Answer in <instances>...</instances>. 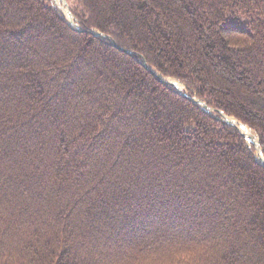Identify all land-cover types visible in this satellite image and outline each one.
<instances>
[{"label": "trees", "instance_id": "1", "mask_svg": "<svg viewBox=\"0 0 264 264\" xmlns=\"http://www.w3.org/2000/svg\"><path fill=\"white\" fill-rule=\"evenodd\" d=\"M74 2L0 0V264H264V0Z\"/></svg>", "mask_w": 264, "mask_h": 264}, {"label": "water", "instance_id": "2", "mask_svg": "<svg viewBox=\"0 0 264 264\" xmlns=\"http://www.w3.org/2000/svg\"><path fill=\"white\" fill-rule=\"evenodd\" d=\"M54 6L57 9H59L61 12L63 11L65 13L69 25L74 30L84 31V32L92 34L94 36H99V37L108 39V40L111 41V43L114 46H116V43L111 39V37L101 33L100 31H98V30H96L94 28H90V29H87V30H81L78 27V24L75 22L74 17L72 16L70 11L68 10V8L66 6V3H65V0H54ZM123 51L125 53L129 54V55L134 54L133 52H131L129 50H123ZM140 60H141L142 66L147 71H149L160 83L165 84V85H170V86L174 87L179 95H181V96L185 97L186 99L190 100L192 103L197 105L204 112L210 113V112L213 111V109L209 108L204 101L196 98L195 96H193V97L188 96L184 92V90H185L184 84L181 83L179 80H176V79H173V78L164 77L159 72L155 71L153 68L148 66L147 63H146V60L144 59V57L141 56ZM218 113H219V118H218L219 120L225 122L229 126H232V127L236 128L237 131L239 132V134L245 139L246 143L253 145L254 150H255L254 155H255L256 161H257V163L259 165L264 167V156H263L262 149L260 147L259 139H258L257 135L255 133H252L251 132L252 130L248 126H246L245 124L241 123L240 121H238L234 117L227 116L222 111H218Z\"/></svg>", "mask_w": 264, "mask_h": 264}, {"label": "rangeland", "instance_id": "3", "mask_svg": "<svg viewBox=\"0 0 264 264\" xmlns=\"http://www.w3.org/2000/svg\"><path fill=\"white\" fill-rule=\"evenodd\" d=\"M51 3H52V5L54 6V0H49ZM65 3H66V6H67V8H68V10L70 11V13L72 14V16L74 17V19H75V22L78 24V27L80 28V26H79V23H78V21L76 20V17L74 16V14H73V7H76V4H75V2H74V0H65ZM61 4V3H60ZM55 7V6H54ZM56 8V7H55ZM57 9V8H56ZM61 14H62V16L64 17V19H65V21H66V23L69 25V23H68V20H67V17H66V15H65V13L62 11H60L59 9H57ZM70 26V25H69ZM71 27V26H70ZM72 28V27H71ZM73 29V28H72ZM81 30H83V29H81ZM84 30H87V29H84ZM77 31V30H76ZM145 59V58H144ZM141 61V60H140ZM226 115V114H225ZM219 118V117H218ZM220 122H223V121H221V120H219ZM225 123V122H224ZM252 132V131H251ZM253 133V132H252ZM209 261H211V260H209Z\"/></svg>", "mask_w": 264, "mask_h": 264}, {"label": "bare ground", "instance_id": "4", "mask_svg": "<svg viewBox=\"0 0 264 264\" xmlns=\"http://www.w3.org/2000/svg\"><path fill=\"white\" fill-rule=\"evenodd\" d=\"M167 78H171V77H167ZM173 79H175V78H173ZM163 85H165V84H163ZM170 86V85H169ZM176 90V89H175ZM178 93V92H177Z\"/></svg>", "mask_w": 264, "mask_h": 264}]
</instances>
